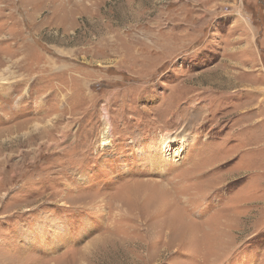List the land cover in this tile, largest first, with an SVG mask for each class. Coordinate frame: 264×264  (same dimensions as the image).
Returning <instances> with one entry per match:
<instances>
[{"label":"rangeland","instance_id":"rangeland-1","mask_svg":"<svg viewBox=\"0 0 264 264\" xmlns=\"http://www.w3.org/2000/svg\"><path fill=\"white\" fill-rule=\"evenodd\" d=\"M262 190L264 0H0V264H264Z\"/></svg>","mask_w":264,"mask_h":264},{"label":"bare ground","instance_id":"bare-ground-1","mask_svg":"<svg viewBox=\"0 0 264 264\" xmlns=\"http://www.w3.org/2000/svg\"><path fill=\"white\" fill-rule=\"evenodd\" d=\"M110 120H108L109 122ZM111 130H112V126H110L109 123L106 124L105 126V132L103 133V136H102V144L103 146H110L112 147V144H111V137H112V133H111ZM161 145L163 146V149L164 150H173V146L176 142V138L174 136H163L162 139H161ZM188 138H183V137H180L179 138V146L176 148V150H174L173 153L170 154L169 156V159L175 161V163H177L178 160H181L179 159L184 151H185V147H186V143L188 142ZM106 149V148H105ZM152 161V160H151ZM152 163V162H151ZM154 165V164H153ZM171 173V172H170ZM174 175V174H173ZM169 177V176H168ZM167 189V188H166ZM165 189V190H166ZM170 190V189H169ZM164 191V190H163ZM169 194V193H168ZM171 197V196H170ZM172 198V197H171ZM173 199V198H172ZM185 201V200H184ZM176 204V203H175ZM105 206V204H104ZM189 207V206H188ZM132 209V208H131ZM166 215V214H165ZM128 216V215H127ZM180 227V226H179ZM224 254V253H223Z\"/></svg>","mask_w":264,"mask_h":264},{"label":"crops","instance_id":"crops-1","mask_svg":"<svg viewBox=\"0 0 264 264\" xmlns=\"http://www.w3.org/2000/svg\"><path fill=\"white\" fill-rule=\"evenodd\" d=\"M215 155H216V154H215ZM215 155H214V156H215ZM262 191H264V190H262Z\"/></svg>","mask_w":264,"mask_h":264}]
</instances>
